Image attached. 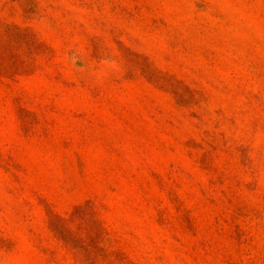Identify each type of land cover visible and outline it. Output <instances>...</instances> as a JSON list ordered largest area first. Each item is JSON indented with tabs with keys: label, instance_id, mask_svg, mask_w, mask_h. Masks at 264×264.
<instances>
[{
	"label": "rangeland",
	"instance_id": "374dc122",
	"mask_svg": "<svg viewBox=\"0 0 264 264\" xmlns=\"http://www.w3.org/2000/svg\"><path fill=\"white\" fill-rule=\"evenodd\" d=\"M0 264H264V0H0Z\"/></svg>",
	"mask_w": 264,
	"mask_h": 264
}]
</instances>
